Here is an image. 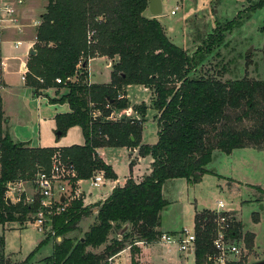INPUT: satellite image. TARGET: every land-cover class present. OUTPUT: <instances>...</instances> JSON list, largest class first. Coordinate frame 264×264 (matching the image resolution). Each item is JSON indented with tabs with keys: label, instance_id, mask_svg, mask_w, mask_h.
Listing matches in <instances>:
<instances>
[{
	"label": "trees",
	"instance_id": "16d2710c",
	"mask_svg": "<svg viewBox=\"0 0 264 264\" xmlns=\"http://www.w3.org/2000/svg\"><path fill=\"white\" fill-rule=\"evenodd\" d=\"M263 3L260 0L253 10ZM147 4L148 0H46L35 29V53L26 61L24 84L34 97L39 90H66L59 99L48 100L69 107L68 112L54 116L55 134L64 137L68 129L78 127L82 145L33 148L14 142L6 131L0 102V225L30 222L33 219L27 216L37 213L40 206L38 192L30 205L24 202V195L8 204L7 185L34 181L40 171L47 172L55 154L74 172L68 180L73 197L54 205L64 210H53L50 233L38 247L51 236L61 240L54 242L52 253L40 264H104L127 248L131 264H140L135 258L140 245L155 244L164 234L160 214L168 206L162 198L165 181L179 178L187 184L197 183L210 173L206 166L215 151L228 155L242 148L264 151V80L242 77L224 81L198 74L206 55L221 45L222 35L217 31V39L209 36L202 47L188 54L167 38L155 18L144 17ZM227 25L229 30L239 27L240 14ZM97 57L112 61L107 84L86 80L87 62ZM133 85L143 86L151 94L158 133L153 145L141 143L146 106H131L126 98V88ZM90 104L99 112L95 119ZM130 107L136 117L106 120L112 111ZM117 147L151 157L150 173L136 183L126 179L101 203L82 206L74 195L77 182L91 179L99 171L116 180L97 151ZM253 188L264 195V189ZM94 207L97 213L83 236L65 237ZM214 218L213 210L193 216L194 264H206ZM233 230L241 233L242 225L234 222ZM244 238L251 247L253 234L246 233ZM4 246L0 236L1 261Z\"/></svg>",
	"mask_w": 264,
	"mask_h": 264
},
{
	"label": "rangeland",
	"instance_id": "374dc122",
	"mask_svg": "<svg viewBox=\"0 0 264 264\" xmlns=\"http://www.w3.org/2000/svg\"><path fill=\"white\" fill-rule=\"evenodd\" d=\"M260 0H168L164 6L160 23L170 36V41L180 47L188 54H192L198 47H202L209 36L222 35L220 46H214L204 59V65L199 68L198 74L212 75L224 81L247 77L255 80H264V3L261 8L253 7ZM13 2V1H12ZM29 2H33L28 28L30 37H35L34 23H38L39 17L43 14V5L46 0H25L23 5H17L16 10L23 8ZM264 2V0H263ZM173 11L174 15L170 12ZM240 14L239 27L230 30L227 23ZM5 18L0 28V37L8 33L10 27L16 30L17 23L8 18L18 20L17 14ZM17 26V27H15ZM22 26V27H21ZM26 26V25H25ZM24 25H20L24 29ZM17 31V30H16ZM26 31V30H25ZM27 43L14 48L11 38L0 40L1 56L8 58L7 83L12 87L9 91L0 90V102L9 120L8 133L14 137L15 141H39L41 146L58 145H82L84 138L77 127L69 129L64 137L58 138L55 134L54 121L55 114L67 112L68 104H50L48 100L59 99L61 90L56 89L39 90L38 97L42 100L25 98L19 93L20 74L23 62L27 57ZM34 43L31 51H34ZM35 52V51H34ZM102 59H95L91 62V69L94 73L92 81H105L108 69ZM21 67V68H20ZM35 98V99H34ZM127 99L131 106L143 104L146 106L145 122L141 136L142 144L152 145L158 138L157 125L154 120V111L151 109V98L147 90L138 85H133L128 90ZM45 100V101H44ZM102 160L110 166L117 177V182L121 183L126 178L136 179L142 175L151 160L149 156L142 162L130 166V160L138 157L135 151L132 156L124 147L105 148L101 152ZM206 168L210 171L195 184H187L184 179L167 180L162 184V198L168 206L160 214L161 228L165 231H178L182 228L191 231L193 229V216L195 212L203 210H213L217 207V201L225 204L224 211L234 212V218L242 225V235L253 233L251 247H247V264H256L264 261V195L253 187L264 189V151L254 149L235 150L232 155L215 151L212 161ZM104 173L99 171L96 173ZM95 175V176H96ZM66 182V181H65ZM59 181L57 185H65ZM112 180L104 177L103 184L98 188L90 185V180H84L81 189L86 193L85 201H97L105 193H108ZM68 186V185H67ZM13 190L7 194V199L17 202L22 195L24 202H33L37 190L34 182H24L12 185ZM47 204V200L43 201ZM38 212L30 214L27 218H32L30 222L19 224L17 222L0 225V236L4 239V249L2 253L3 261L0 264H18L24 260L27 264H40L44 258L52 253L54 242H59L61 237L51 236L50 240L40 246L39 242L50 233L51 215L55 206L47 209L42 206L41 198ZM90 207V206H86ZM257 216V217H256ZM42 218V230L34 225L35 220ZM258 220L255 222L254 220ZM90 215L84 216L77 224L76 228L68 232L65 237L81 238L84 229L90 222ZM246 241V240H245ZM141 248L137 261L142 264H194L193 254H185L178 251L175 243L167 244L156 242L148 246L145 256L140 258ZM129 253H121L114 260V264H131L128 259ZM108 264V263H104Z\"/></svg>",
	"mask_w": 264,
	"mask_h": 264
},
{
	"label": "built area",
	"instance_id": "2783aa9c",
	"mask_svg": "<svg viewBox=\"0 0 264 264\" xmlns=\"http://www.w3.org/2000/svg\"><path fill=\"white\" fill-rule=\"evenodd\" d=\"M25 0H16L17 5H23ZM173 13V12H172ZM14 13V8L9 3L0 2V28H2V23L6 22L5 18L10 17ZM7 20L14 21L13 18H8ZM37 27L39 23H34ZM20 41L15 42V46L20 45ZM58 83L59 80H56ZM91 117L93 119L99 116V112L94 109V105L90 104ZM123 118L119 114V110L112 111L107 117L106 120L115 121L117 119ZM1 158V156H0ZM74 175V172L69 168L63 165L60 155L55 154L52 157L51 164L47 172L40 171L35 179L34 186L37 190L40 198L41 204L43 207L50 209L55 204L60 203V199L65 197L68 189V180ZM96 175V174H95ZM90 179L91 186L97 188L102 184L104 180V173L97 174ZM65 182V185H57V183ZM7 190H13L12 185H7ZM9 191H7L8 194ZM8 197V196H7ZM47 200V204L43 201ZM217 208L213 209L215 213L214 221V231L212 235V250L207 254L206 264H247V247L245 238L241 233H235L233 230V223L237 222L234 218V215L231 211H224L225 204L221 201H217ZM64 207H56V212H62ZM43 220L38 218L35 220L34 225L42 230ZM160 242L167 244L175 243L178 247V250L185 254H191L195 251V234L194 228L189 231L188 229H181L176 234L168 235L163 234L160 237ZM113 257L108 258V264H114Z\"/></svg>",
	"mask_w": 264,
	"mask_h": 264
},
{
	"label": "crops",
	"instance_id": "0c3cea01",
	"mask_svg": "<svg viewBox=\"0 0 264 264\" xmlns=\"http://www.w3.org/2000/svg\"><path fill=\"white\" fill-rule=\"evenodd\" d=\"M13 1V2H12ZM163 1V3L161 4V9H162V13L160 14V15H158V16H153L152 15V13H151V10L150 9H148V4H147V10L144 12V17H146L147 19H150V18H155L159 23H160V17L163 15V12H164V6L167 4V1L168 0H162ZM0 2H2V3H9V4H11L12 5V7L14 8V13L15 14H17V16H18V20H14V22H16L17 23V26H19V27H17V26H15V27H17L16 28V30H14V28H12V27H10L9 28V30H8V33H5L4 35H2L1 37H0V40L2 39V38H11L12 39V42H13V45H14V48H17V47H19V46H21L23 43H27V46H26V48H27V57H26V61H27V58H28V56H29V52L31 51V45L33 44V43H35V37H30V34H29V30H28V28L30 27V20H29V17L31 16V13H32V9H33V6H34V4H33V2H29L28 4H26L22 9L21 8H19L18 10H16V6H17V4H16V0H0ZM45 6L43 5V8H44ZM152 9V11H156L157 9H155L154 7H152L151 8ZM44 11V10H43ZM173 11H171L170 12V14L171 15H174L173 13H172ZM44 13V12H43ZM40 18V17H39ZM38 23H39V19H38ZM26 25L25 27H24V29L23 28H21L20 27V25ZM160 25L163 27V25L160 23ZM30 29H36V27H31ZM163 29H164V31H165V28L163 27ZM26 30V31H25ZM165 34H166V36H167V32L165 31ZM35 36H36V30H35ZM167 38H169L170 39V36H168ZM17 41H20L21 43H20V45H18V46H15V42H17ZM194 52V51H193ZM1 53H2V51H1V49H0V90H6V91H9V89L12 87L10 84H8L7 83V80H6V77H7V72H6V69L8 68V66H7V64L5 63L6 61H8V58H3L2 56H1ZM97 58H99V59H102L103 61H104V63L106 64L105 65V67L108 69V73H107V77H106V80L105 81H98V82H94V81H92V78L94 77V73L92 72V69H91V62L92 61H94L95 59H97ZM97 58H94V59H90V60H88V62H87V82H89V83H91V84H107V83H109L110 81H109V78H110V73H111V69H112V61L111 60H109V59H107V58H105V57H97ZM26 61L25 62H23V67L21 68V71L19 72V74H20V87H18V90H19V93H21V94H23L24 95V97L27 99V98H33L34 96L32 95V89L30 88V87H26V85L24 84V75L26 74V71H27V66H25L26 65ZM139 86V85H138ZM133 86H129V87H127L126 88V98H127V93H128V90L129 89H131ZM140 87H143V86H140ZM13 88V87H12ZM145 90H147L145 87H143ZM50 89H52L53 90V88H50ZM50 89H47V90H50ZM66 92V90L65 89H62L61 90V94H60V96H62L64 93ZM147 92L149 93V95H150V98H151V94H150V92H149V90H147ZM0 96H1V94H0ZM36 99H39V100H42V97H35ZM34 98V99H35ZM129 100V99H128ZM45 101V100H44ZM131 104V103H130ZM151 104V103H150ZM135 105V104H134ZM3 109V108H2ZM68 109H69V107H68ZM69 111V110H68ZM67 111V112H68ZM154 111V110H153ZM3 113H4V118H5V120H7V118H6V115H5V111L3 110ZM64 113V112H63ZM62 113V114H63ZM119 114L121 115V117H128V118H134V117H136V114H135V112H133L132 111V109H131V107L130 108H127V109H124V110H119ZM56 115V114H55ZM54 115V116H55ZM155 115V111H154V114H153V116ZM54 116L52 117V119H53V121H54V128L52 129V128H50L52 131H54L55 130V119H54ZM154 120H155V116H154ZM9 120H7V123H6V125H5V128H6V131H7V133H8V128H9ZM144 127V126H143ZM73 128V127H72ZM78 128V127H77ZM71 129V128H70ZM69 130V129H68ZM142 131H143V128H142ZM141 134H142V132H141ZM8 136H9V138H11L14 142H19V143H26V144H28V146H30V147H33V148H46V147H54V148H63L62 146H58V145H56V144H54V145H46V146H41L40 145V143H39V141L37 142V141H31V140H28V141H15L13 138L14 137H10L11 136V134L9 135V133H8ZM158 139V138H157ZM157 141V140H156ZM83 144V143H82ZM71 145H76V144H71ZM149 145V144H148ZM153 145V144H152ZM64 146H70V145H64ZM125 148V147H124ZM103 149H105V148H100V150H98L97 151V153L99 154V156L102 158V156H101V151L103 150ZM244 149H248V148H244ZM126 150L128 151V152H130V156H132L133 155V153L136 151L137 152V150L136 149H128V148H126ZM233 152H235V150L233 151ZM233 152L231 153V154H229V155H232L233 154ZM137 154H138V152H137ZM147 157V156H146ZM146 157H140L139 155H138V157H136L135 158V160L134 159H131L130 160V162H133V165H136V164H138L139 162H142L143 160H144V158H146ZM151 158V157H150ZM103 159V158H102ZM104 161V160H103ZM151 162H152V159L149 161V163H148V167L146 168V170L147 171H145L142 175H140L139 177H137L136 179H134V178H132V177H128V178H131L135 183L136 182H138V181H140L141 179H142V177L143 176H145V175H148L149 173H150V164H151ZM128 178H126V179H128ZM126 179L123 181V182H121V183H119V182H117V179L116 180H112L113 182H112V185L110 186V190H109V192L108 193H105L103 196H101V198L100 199H98L97 201H94V202H91V201H85V199H86V193H85V191L83 190V189H81V184H82V182L84 181H79V182H77V184H76V188H75V192H74V195L79 199V200H81V202H82V206H84V207H86V206H90V207H92L93 205H96V204H98V203H101V201H103V200H105L110 194H111V192H112V190L114 189V187H116V186H121V185H123L124 184V182L126 181ZM179 179V178H178ZM88 180H90V179H88ZM103 182H104V180H103ZM103 182H102V184H103ZM24 183V182H23ZM15 184H21V183H15ZM15 184H12V185H15ZM102 184H100V186L102 185ZM91 185V184H90ZM99 186V187H100ZM91 187H93V186H91ZM99 187H97L96 189H98ZM93 188H95V187H93ZM67 189H68V191H67V193H66V195H65V197L64 198H62V202L63 201H65V200H69V199H71L73 196L71 195V189H70V187L69 186H67ZM61 200V199H60ZM10 201V200H9ZM10 203H12L11 201H10ZM217 207V206H216ZM232 212V211H231ZM96 213H97V208L96 207H94L93 209H92V211H91V213L89 214L90 215V217H91V219H90V222L89 223H87L88 225L86 226V228L84 229V232H86L87 230H88V228H89V226L91 225V223L93 222V220H94V217H95V215H96ZM233 214H234V212H232ZM126 228V227H125ZM161 228V227H160ZM193 228H194V225H193ZM183 229V228H182ZM161 231L163 232V233H165V234H168V235H173V234H176L178 231H180V230H178V231H173V232H170V231H165V230H163V229H161ZM83 232V233H84ZM250 233V232H249ZM251 234H253V233H251ZM253 238H254V234H253ZM160 242V241H159ZM148 246H150V245H143V244H141L140 245V247L139 248H141V255H140V258L141 257H143V255L145 256V253L147 252V248H148ZM255 246V238H254V240H253V247ZM179 251V250H178ZM124 252H128L129 253V257H128V259H130V251H129V249L127 248V249H124V250H122L118 255H116V256H114L113 257V259L114 260H116L119 256H120V254L121 253H124ZM180 252V251H179ZM4 254V253H3ZM193 254V253H192ZM194 256V255H193ZM140 262V261H139ZM194 262H195V260H194ZM129 263H131V259H130V262ZM116 264H121V262H118V263H116ZM140 264H142L141 262H140Z\"/></svg>",
	"mask_w": 264,
	"mask_h": 264
},
{
	"label": "water",
	"instance_id": "95a60500",
	"mask_svg": "<svg viewBox=\"0 0 264 264\" xmlns=\"http://www.w3.org/2000/svg\"><path fill=\"white\" fill-rule=\"evenodd\" d=\"M163 3L162 0H148V9L151 10V13L153 16H158L162 13V9H161V4ZM152 7H154L155 9H157L156 11H152ZM35 52L34 51H30L29 52V55H33ZM64 198V197H62ZM62 198L60 201H62ZM6 202L8 204H10V201L9 199L6 200ZM256 264H264V261L263 262H260V263H256Z\"/></svg>",
	"mask_w": 264,
	"mask_h": 264
}]
</instances>
